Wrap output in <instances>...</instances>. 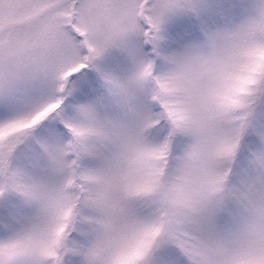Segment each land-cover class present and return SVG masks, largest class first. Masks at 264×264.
I'll list each match as a JSON object with an SVG mask.
<instances>
[{"label": "snow or ice", "instance_id": "obj_1", "mask_svg": "<svg viewBox=\"0 0 264 264\" xmlns=\"http://www.w3.org/2000/svg\"><path fill=\"white\" fill-rule=\"evenodd\" d=\"M0 264H264V0H0Z\"/></svg>", "mask_w": 264, "mask_h": 264}]
</instances>
